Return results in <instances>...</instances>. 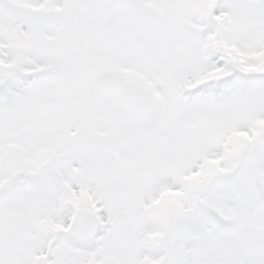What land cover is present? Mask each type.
Returning <instances> with one entry per match:
<instances>
[{
    "label": "snow or ice",
    "instance_id": "6c2138e0",
    "mask_svg": "<svg viewBox=\"0 0 264 264\" xmlns=\"http://www.w3.org/2000/svg\"><path fill=\"white\" fill-rule=\"evenodd\" d=\"M0 264H264V0H0Z\"/></svg>",
    "mask_w": 264,
    "mask_h": 264
}]
</instances>
